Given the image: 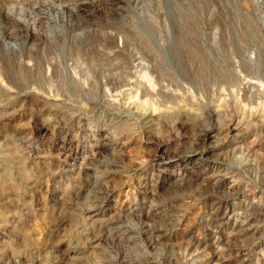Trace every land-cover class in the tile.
Masks as SVG:
<instances>
[{"label": "rangeland", "instance_id": "374dc122", "mask_svg": "<svg viewBox=\"0 0 264 264\" xmlns=\"http://www.w3.org/2000/svg\"><path fill=\"white\" fill-rule=\"evenodd\" d=\"M0 264H264V0H0Z\"/></svg>", "mask_w": 264, "mask_h": 264}, {"label": "bare ground", "instance_id": "6f19581e", "mask_svg": "<svg viewBox=\"0 0 264 264\" xmlns=\"http://www.w3.org/2000/svg\"><path fill=\"white\" fill-rule=\"evenodd\" d=\"M189 16V15H188ZM193 33V32H192ZM209 132V131H208Z\"/></svg>", "mask_w": 264, "mask_h": 264}]
</instances>
